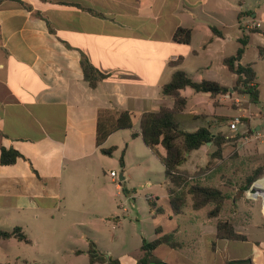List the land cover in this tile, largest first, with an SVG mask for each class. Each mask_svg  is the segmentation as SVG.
Masks as SVG:
<instances>
[{
	"label": "crops",
	"instance_id": "obj_1",
	"mask_svg": "<svg viewBox=\"0 0 264 264\" xmlns=\"http://www.w3.org/2000/svg\"><path fill=\"white\" fill-rule=\"evenodd\" d=\"M22 1L31 10L14 1L0 4V154L1 150H14L21 155L12 165L0 164V230L18 227L30 240H0V244L14 240L26 246L19 247L15 263L90 264L88 250L94 244L105 260L102 264H137L143 240L171 234L180 246L159 245L152 251L154 261L225 264L249 259L251 264H264V223L250 225L248 220H240L238 230L236 222L228 218L237 215L234 206L225 210L226 216L221 210L218 217L208 218L212 208L208 205L204 219L193 215L192 223L183 227L158 222L152 238L140 231L137 239L126 219L121 220L128 210L120 208V203L130 198L129 193L123 199L122 185L109 176L116 172L112 170L115 153L121 151L124 158L126 149L141 139L131 137L132 131H139L141 116L173 107L174 100L162 95V87L176 71H184L195 82L211 80L228 88V95L215 99L190 88L181 95L187 100L184 120L201 118L212 134L230 139V134L220 130L225 118L218 114L227 97L231 100L235 94L237 79L223 64L233 56L226 51L230 41L226 30L237 27L243 36L261 28L248 29L256 14L245 20L250 14L241 10L245 0ZM212 26L221 36L214 35ZM179 28L191 31L189 44L173 40ZM234 38L239 42L238 33ZM82 55L107 75L96 88L84 80ZM178 59L177 66L170 64ZM239 63L243 65L242 58ZM116 111L129 113L133 128L114 132L98 147V116ZM250 131L236 133L240 136L236 150L251 149L264 163V152L259 150L264 146V134ZM228 144L222 157L229 154ZM111 147L116 148L111 156L100 151ZM215 150L206 144L192 151L187 155L188 160L194 153L189 168L180 169L192 177L205 174L204 162ZM195 157L200 160L192 163ZM222 157H211L215 166ZM124 168L116 172L118 177ZM187 205L193 210L190 199ZM159 213L173 222L184 211L179 215L172 210L154 211L155 216ZM218 220L230 221L246 240L217 239Z\"/></svg>",
	"mask_w": 264,
	"mask_h": 264
},
{
	"label": "trees",
	"instance_id": "obj_2",
	"mask_svg": "<svg viewBox=\"0 0 264 264\" xmlns=\"http://www.w3.org/2000/svg\"><path fill=\"white\" fill-rule=\"evenodd\" d=\"M4 1H14L20 3L25 9L31 10L22 0H0V4ZM212 32L216 36L221 33L216 27H211ZM256 33V30H252ZM249 37L243 35L239 39L240 46L233 56L223 60V64L227 69L237 76L233 92L238 95H246L253 104L259 103V89L256 84V73L253 66L241 65L239 62L247 48ZM173 40L181 44H189L191 40V31L179 28L173 35ZM260 54L264 52L260 49ZM181 59L170 63L177 66ZM84 80L90 88H96L99 82L107 78V75L98 71L88 59L82 55L80 61ZM190 88L196 93L206 94L211 99L222 95H228L227 87L211 80H202L200 82L193 81L184 71H176L173 73L170 81L162 87V95L170 97L174 100L172 108L162 107L158 112L144 113L139 121V131H132L131 137H141L144 145L160 160L164 168V176L170 184L168 188L169 204L173 215L182 213L188 199L191 201L192 209L201 210L208 205L212 208L208 211V218H216L220 215L222 207L226 201L224 193L215 187L202 186L192 183L193 175L183 171L180 167L187 160V155L192 151L198 150L207 143L213 145L216 150L211 157L219 159L222 157V150L229 141L225 135L218 133L212 134L209 127H200L194 132H187L180 128L179 116H181L186 108L187 100L181 95V91ZM133 124L129 113L125 111H116L114 114L102 112L98 116L96 130V144L101 147L106 139L119 130L132 129ZM116 148H101L100 151L106 156H111ZM21 155L14 150H1L0 164L12 165ZM120 166L124 168L123 153L119 159ZM207 167L203 170H206ZM199 173V172H198ZM197 173H194V175ZM264 176V163L257 167L249 176L246 177L244 186L240 187L241 191H248L252 184ZM122 185V192L128 194V190ZM216 238L225 240L245 241L246 237L235 232L233 224L228 220H218L216 223ZM16 239L20 242L29 243L30 240L16 227L10 231L0 230V240ZM166 244L172 248H178L180 245L173 241V235H165L158 237L150 242L143 240L141 244L142 257L137 264H164L154 261L152 251L159 245ZM90 264L105 262L104 258L98 254L95 245L90 244L88 250ZM112 262L111 260H109ZM225 264H251L249 259L226 262Z\"/></svg>",
	"mask_w": 264,
	"mask_h": 264
},
{
	"label": "rangeland",
	"instance_id": "obj_3",
	"mask_svg": "<svg viewBox=\"0 0 264 264\" xmlns=\"http://www.w3.org/2000/svg\"><path fill=\"white\" fill-rule=\"evenodd\" d=\"M240 7H242V11H248L250 13L245 20L249 19L250 21V17L256 14L255 22L261 25L258 32L247 34L249 35L248 45L242 56V64H252L256 71L259 103H251L249 97L246 95L234 94L231 100L227 97L222 108L218 109V114L225 118L224 123L220 126V130L224 134H230L228 141L230 148L229 154L227 157H222V159L217 160L219 163L217 166H215L216 162L211 157L206 158L203 166L204 169L207 167L205 174L192 177V182H197V184L218 185L224 189H221L226 196L222 215L226 216L224 214L225 210L234 206L237 215L233 217L228 216V218H232L236 222L238 230H240V220H248L250 225L258 222L264 223V176L255 181V183L258 182L255 184L252 194L248 192L244 193L245 191L240 190V187H243L245 184L246 177L257 166L261 165L262 159L258 157V154L252 153L251 149L247 152H243L244 150H239L240 152L236 150L237 145L240 143V136L236 134L237 132L247 133L250 128L251 131L264 134V56L259 57V50L261 48L264 49V0H245L242 5L240 4ZM235 32L238 33L239 38L242 37L237 27L226 30V34L230 37L226 51H230L232 55L235 54V51L240 46V43L234 38ZM200 108L207 109L205 106ZM198 112L201 114L204 111ZM236 119L239 120V123L236 124L237 130L232 132L229 125ZM179 122L182 130H188L190 132L196 127H205L208 125L201 118L184 120L182 115L179 116ZM215 124L218 125L219 123L215 122ZM257 126H261L262 130L256 131ZM217 130L219 129H212L213 132ZM126 150L123 185L128 190L130 198L126 202L122 201L120 203V208L122 206L128 210V213L121 220L123 218L126 219L125 223L130 224L131 229L137 233V239L140 231L147 236V239L149 238L148 236L152 238L156 226H159L158 222H161L160 224L165 227H171L175 224L183 227L184 225L192 223L190 219L193 215L204 219L203 216L206 208L200 211H193L189 205L183 208L184 214L173 222L168 221L164 216H160V213L155 216V210L160 209L168 213L171 210L167 199V189L170 184L164 176L163 165L156 156L147 150L141 139L136 140L135 145L132 144ZM259 150L264 152V146H259ZM120 155L121 151L116 152L114 155L116 159L114 164L116 166L112 170H116V172L122 170L117 161ZM193 156L194 153L182 165V168H189L190 159ZM199 160V158L195 157L192 163L198 162ZM107 170H111L110 167ZM116 179L117 183H119L118 176ZM127 195L122 192L121 197L124 199L128 197ZM212 223H214V220ZM252 234L255 235L256 233L252 232ZM136 246L138 248V245ZM19 247L23 248L26 246L18 244L14 240L11 242L2 241L0 244V264H16L15 259L20 251Z\"/></svg>",
	"mask_w": 264,
	"mask_h": 264
},
{
	"label": "built area",
	"instance_id": "obj_4",
	"mask_svg": "<svg viewBox=\"0 0 264 264\" xmlns=\"http://www.w3.org/2000/svg\"><path fill=\"white\" fill-rule=\"evenodd\" d=\"M259 27H260V24H259V23H255V22H252L251 25H248V29H258ZM238 123H239V120L236 119L233 123H231V124L229 125V128H230L232 131H235V130H236V124H238ZM245 141H248V139L245 138ZM109 176H110L111 178H115V181H117V180H116V178H117L116 172L111 171V172L109 173Z\"/></svg>",
	"mask_w": 264,
	"mask_h": 264
},
{
	"label": "water",
	"instance_id": "obj_5",
	"mask_svg": "<svg viewBox=\"0 0 264 264\" xmlns=\"http://www.w3.org/2000/svg\"><path fill=\"white\" fill-rule=\"evenodd\" d=\"M207 144H210V143H207ZM118 180H119L120 183H122L124 181V176H123V173L122 172L120 173V175L118 177ZM256 183L254 182L253 185L251 186L250 191H249L250 194H252V190H253V188H254V186H255Z\"/></svg>",
	"mask_w": 264,
	"mask_h": 264
}]
</instances>
